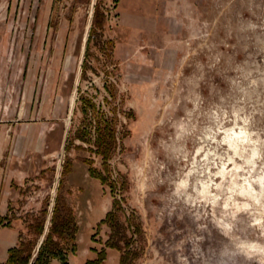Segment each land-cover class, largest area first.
Instances as JSON below:
<instances>
[{
  "label": "rangeland",
  "instance_id": "rangeland-1",
  "mask_svg": "<svg viewBox=\"0 0 264 264\" xmlns=\"http://www.w3.org/2000/svg\"><path fill=\"white\" fill-rule=\"evenodd\" d=\"M158 1L131 34L118 0H0L13 249L39 250L58 206L78 226L69 264H264V0Z\"/></svg>",
  "mask_w": 264,
  "mask_h": 264
},
{
  "label": "trees",
  "instance_id": "trees-1",
  "mask_svg": "<svg viewBox=\"0 0 264 264\" xmlns=\"http://www.w3.org/2000/svg\"><path fill=\"white\" fill-rule=\"evenodd\" d=\"M114 141L115 133L110 129V126L98 128V137L95 141L96 154L103 159L104 166L110 157ZM90 171L94 178L100 180L102 184H106L107 180L100 171L94 168H91ZM111 216L108 215L103 222H107ZM51 223L46 240L39 247V250H37L39 244L34 241L22 242L17 248L10 251L8 260L4 264H54V261H59L60 264H69V257L77 253L75 236L78 226L76 217L71 209L61 211L58 206H55ZM43 231L42 224L35 228L37 236H42ZM54 236H57L58 239L56 240ZM106 247L123 252V247L119 246L118 242L108 241ZM105 260L106 251L103 250L96 260H88L85 264H103ZM125 263L126 255L124 254L120 264Z\"/></svg>",
  "mask_w": 264,
  "mask_h": 264
},
{
  "label": "crops",
  "instance_id": "crops-1",
  "mask_svg": "<svg viewBox=\"0 0 264 264\" xmlns=\"http://www.w3.org/2000/svg\"><path fill=\"white\" fill-rule=\"evenodd\" d=\"M160 9L158 0H118V11L122 18L121 29L133 33L154 22ZM0 196V263L7 262L10 251L17 244V230L12 225L1 223L4 204Z\"/></svg>",
  "mask_w": 264,
  "mask_h": 264
}]
</instances>
